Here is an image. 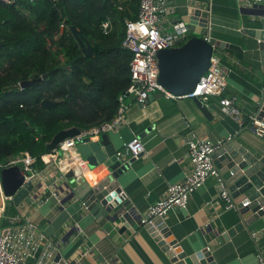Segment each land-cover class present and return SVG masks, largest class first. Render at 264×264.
<instances>
[{"label": "crops", "instance_id": "crops-1", "mask_svg": "<svg viewBox=\"0 0 264 264\" xmlns=\"http://www.w3.org/2000/svg\"><path fill=\"white\" fill-rule=\"evenodd\" d=\"M252 1H167L160 21L164 32H169L172 23L191 10L207 11L209 37L219 41L214 53L226 70L227 84L220 96H210L206 101L210 117L202 113L192 98L151 94V99L144 104L126 99L121 121L134 136L142 139L144 153L130 161L114 180L117 188L107 203V213L94 216L80 207L72 211L68 203L72 215L70 224L76 226L75 232L66 236V222L51 236L46 235L49 218L64 195L58 193V186L66 170L75 162V148L58 161L54 159V163L42 166L40 177L35 179L41 184L38 197L31 203L23 201L15 206L21 218L29 220L46 240L60 242L55 252H60L65 262L169 264L165 252L145 226L133 218L123 217L124 209L132 206L143 213L148 205L164 195L168 184L185 178L191 169L188 140L208 139L219 147L221 142L235 140L238 136L237 140L247 146L246 141L252 136L264 145L261 142L264 134L256 136L249 128L250 116L259 108L263 84L258 40L247 32V29L262 30V19L240 8L251 7ZM195 18V25H200V16L195 14ZM222 97L234 100L237 114L222 109L219 102ZM217 162L221 176L217 165L222 161L217 159ZM94 173L97 180L102 176L97 169ZM222 180V177L207 178L190 194L185 209L169 210L162 218L164 230L177 240L187 255L207 250L217 264H259V256L264 257V213L247 228L235 230L234 225L239 221L238 206L231 198L233 206L226 207L227 201L220 195Z\"/></svg>", "mask_w": 264, "mask_h": 264}, {"label": "trees", "instance_id": "trees-1", "mask_svg": "<svg viewBox=\"0 0 264 264\" xmlns=\"http://www.w3.org/2000/svg\"><path fill=\"white\" fill-rule=\"evenodd\" d=\"M139 0H0V161L28 151L45 164V145L58 131L110 122L130 82L132 53L123 47L125 20ZM106 19L112 28L104 32ZM92 46L84 55L69 27ZM62 26L63 30H62ZM20 87L23 81L34 80ZM43 99L59 101L51 108ZM13 202L6 214H16ZM6 221L2 220L1 225Z\"/></svg>", "mask_w": 264, "mask_h": 264}, {"label": "water", "instance_id": "water-1", "mask_svg": "<svg viewBox=\"0 0 264 264\" xmlns=\"http://www.w3.org/2000/svg\"><path fill=\"white\" fill-rule=\"evenodd\" d=\"M243 1L247 3L252 0ZM240 8L258 16L259 19H262V26H264V0H255L251 7L241 6ZM195 14L200 16L198 19L201 24L197 26L193 21L196 19ZM207 18L208 13L204 10H191L188 15H183L180 20L186 23L191 35L186 39H180L177 46L157 52L158 81L168 93L182 96L191 92L200 77L207 71L210 57L215 48L219 46V41L209 37ZM69 29L84 55H92V46L82 33L74 25H71ZM247 32L258 40L261 57L260 75L263 84L257 112L264 118V27L258 31L247 29ZM46 77L47 75L44 74L38 79L23 81L20 85L21 87L30 86ZM152 95L162 97L164 94L158 92ZM151 97L149 95L148 99ZM192 100L205 116H211L208 107L202 101L197 97H193ZM58 103L59 101L43 99L41 105L51 108ZM80 133L81 129L78 127H69L58 131L46 143V151L50 153L63 140L75 137ZM237 137L232 141L221 142L213 153V160L216 164L218 163L217 159L222 161L217 166L230 196L238 206L239 221L234 225L235 230L247 228L264 213V145L255 141L251 136L252 139H248L247 146H245L237 140ZM133 138V133L121 120L113 123L103 132L86 135L82 138L75 148L76 154L73 156L75 162L66 170L60 180L58 193L61 192L64 195L59 198L55 212L49 218V225L45 230L46 235L51 236L55 231L63 228L66 222H68L66 236L75 232L76 226L70 224L72 215L68 203L72 205V211H76L80 207L94 216L107 213V203L117 188V183L114 180L118 177L119 172L124 171L128 165V163H122V159L116 156V152ZM261 142L264 144V141ZM47 162H50V158L45 163ZM95 169L102 173L98 180L94 173ZM27 173L21 165L9 166L1 171L4 194L11 195L12 202L16 206L23 201L31 203L38 197L41 184L32 180L23 183L24 175ZM161 222L162 218H157L152 224L145 225V229L165 252L169 264H217L207 250L187 255L177 240L164 230V225ZM228 234L231 235L232 231H228ZM51 264H66V262L58 252Z\"/></svg>", "mask_w": 264, "mask_h": 264}, {"label": "built area", "instance_id": "built-area-1", "mask_svg": "<svg viewBox=\"0 0 264 264\" xmlns=\"http://www.w3.org/2000/svg\"><path fill=\"white\" fill-rule=\"evenodd\" d=\"M5 2H14L16 0H1ZM36 2L37 0H28ZM168 0H139L138 13L135 19L125 20V37L122 42L124 48L132 53L129 63L130 82L127 88L118 96V110L112 121L106 122L99 127H92L87 130H81V133L75 137L66 138L58 147L45 154V162L50 158L58 161L62 155L76 148L82 138L90 134H98L105 131L113 123L121 120L127 98L144 104L149 95L161 92L167 97H197L206 104L210 96H220L224 91L226 81V70L221 63L218 55L213 53L210 57V65L207 71L200 77L194 89L182 96H175L168 93L158 81V65L156 55L159 50L173 48L178 45L180 39L188 38L191 33L187 25L182 20L172 23L169 32L162 31L161 16L165 13ZM104 32L112 28L110 19L101 23ZM18 86L21 87L20 83ZM222 109L231 114H237L234 107V100L222 97L220 98ZM250 130L261 137L264 134V118L258 112L250 116ZM188 159L191 164L190 171L180 182L167 185L164 195L148 205L147 209L140 213L134 207L129 206L124 209L123 217L133 218L141 226L152 224L155 219L163 218L169 210L173 208L185 209L190 194L199 188L207 178L214 176L221 179L220 173L213 160V153L218 148L217 144L208 139L188 140ZM144 153V143L138 136L124 145L116 152V156L122 159V163L140 157ZM35 157L28 151L8 156L0 161V223L6 221L5 225H0V264H49L56 254V246L59 241L46 240L43 233H38L34 225L29 220H24L16 213L14 215L6 214V206L12 202V196L4 194L2 186V169L21 165L28 173L24 175L23 183L35 181L40 177L44 167L36 168L34 166ZM44 184L43 178H40ZM221 197L227 201V208L233 206L231 196L222 180ZM54 195V193H53ZM126 220V219H125ZM68 264V262H66ZM259 264H264V257L259 256Z\"/></svg>", "mask_w": 264, "mask_h": 264}, {"label": "bare ground", "instance_id": "bare-ground-1", "mask_svg": "<svg viewBox=\"0 0 264 264\" xmlns=\"http://www.w3.org/2000/svg\"><path fill=\"white\" fill-rule=\"evenodd\" d=\"M59 158H61V157H59Z\"/></svg>", "mask_w": 264, "mask_h": 264}, {"label": "rangeland", "instance_id": "rangeland-1", "mask_svg": "<svg viewBox=\"0 0 264 264\" xmlns=\"http://www.w3.org/2000/svg\"><path fill=\"white\" fill-rule=\"evenodd\" d=\"M0 225H1V223H0Z\"/></svg>", "mask_w": 264, "mask_h": 264}]
</instances>
